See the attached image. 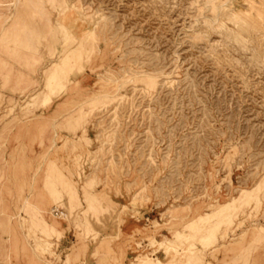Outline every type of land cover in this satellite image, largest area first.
Segmentation results:
<instances>
[{
    "label": "rangeland",
    "instance_id": "rangeland-1",
    "mask_svg": "<svg viewBox=\"0 0 264 264\" xmlns=\"http://www.w3.org/2000/svg\"><path fill=\"white\" fill-rule=\"evenodd\" d=\"M129 209L132 264H264V0H0L7 249L113 248Z\"/></svg>",
    "mask_w": 264,
    "mask_h": 264
},
{
    "label": "crops",
    "instance_id": "crops-1",
    "mask_svg": "<svg viewBox=\"0 0 264 264\" xmlns=\"http://www.w3.org/2000/svg\"><path fill=\"white\" fill-rule=\"evenodd\" d=\"M21 146L15 148L19 150L25 149L26 154L33 149L32 147ZM29 160L30 159L26 157L25 163H28ZM31 160L34 162V159ZM31 179L32 175L28 174L20 178L19 182L29 183ZM4 186L8 185H2V192H7ZM157 217V214L154 216V209L149 214L142 210L129 209L124 217L123 225L121 229H119L120 232L118 228L114 230V233L116 235H120L122 240H119L113 248L109 247V249L105 247L103 251L89 245H87L86 249H84V243H78L75 235H70V233L65 234V237L58 241L59 252L62 253V262H58V260L55 259L51 260L50 263L66 264L71 262L72 264V262L77 259V264H132L136 261V257L138 255V249L136 248L135 241H132L133 237H137L136 231L139 229L146 230V226H150V228L153 229V225H149L148 223L153 222L154 218L158 219ZM8 241L9 239L7 237H0V264H40L43 260L36 252L30 253L25 251L24 253L19 254L10 253L7 249L9 246L7 243ZM18 242L21 246L25 245L22 237L21 239L19 238ZM107 250L112 251L113 253L110 254L106 252ZM158 256L161 258V261H165L164 252L155 254V257Z\"/></svg>",
    "mask_w": 264,
    "mask_h": 264
},
{
    "label": "bare ground",
    "instance_id": "bare-ground-1",
    "mask_svg": "<svg viewBox=\"0 0 264 264\" xmlns=\"http://www.w3.org/2000/svg\"><path fill=\"white\" fill-rule=\"evenodd\" d=\"M69 8H70V7H69ZM65 10H66V9L61 8V11H62V12H64ZM8 18H9V17H8ZM247 21H248V20H247ZM246 23H247V22H246ZM247 25H248V23H247ZM247 25H245V26H247ZM245 26H244V27H245ZM82 28H83V27H82ZM245 28H246V27H245ZM242 29H243V28H242Z\"/></svg>",
    "mask_w": 264,
    "mask_h": 264
},
{
    "label": "built area",
    "instance_id": "built-area-1",
    "mask_svg": "<svg viewBox=\"0 0 264 264\" xmlns=\"http://www.w3.org/2000/svg\"><path fill=\"white\" fill-rule=\"evenodd\" d=\"M57 213V212H56Z\"/></svg>",
    "mask_w": 264,
    "mask_h": 264
}]
</instances>
